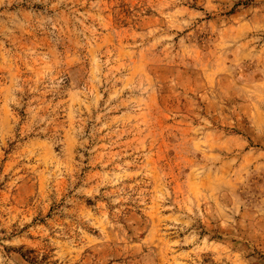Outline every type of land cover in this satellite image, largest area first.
<instances>
[{
	"label": "rangeland",
	"instance_id": "374dc122",
	"mask_svg": "<svg viewBox=\"0 0 264 264\" xmlns=\"http://www.w3.org/2000/svg\"><path fill=\"white\" fill-rule=\"evenodd\" d=\"M74 3L76 30L57 44L26 33L0 50V264H13L12 253L14 264H112L108 257L122 258L129 238L154 248L157 264H232L228 237L214 223L176 221L190 201L216 195L213 177L192 158L204 147L196 113L225 115L221 98L246 97L249 85L238 77L243 64L259 61L235 68L238 30L204 23L214 19L209 0ZM195 13L203 15L182 25ZM193 27L211 41L182 46ZM72 69L80 74L75 88L67 87ZM29 108L47 132L23 134ZM241 111L244 123L264 124V101ZM211 144L214 153L239 150L237 137ZM261 165L264 156L241 155L225 172L264 178ZM105 173L109 182L99 187Z\"/></svg>",
	"mask_w": 264,
	"mask_h": 264
},
{
	"label": "clouds",
	"instance_id": "9594fccd",
	"mask_svg": "<svg viewBox=\"0 0 264 264\" xmlns=\"http://www.w3.org/2000/svg\"><path fill=\"white\" fill-rule=\"evenodd\" d=\"M208 8L213 12L214 19L212 21L205 19L204 23L215 24L213 32L223 33L232 26L238 30V37L232 38L237 53V60L232 62L235 68H241L240 62L243 60L259 63L255 66L252 63L243 64L244 74L238 79L249 85V89H246L248 94L244 97L239 93L241 98L239 100L233 98L231 102L221 98L220 109L225 115H220V111L211 108L205 111L203 107L196 113V119L202 125L201 131L204 132V138L200 141L204 147L199 159L195 155L192 158L197 165L206 170L207 175L213 177L216 195L209 197L208 203L190 201L185 211L179 214L180 219L176 223L179 224L182 220L184 227L187 228L197 220L212 222L228 237L225 252L232 264H264V258L260 256V250H264V178H258L250 169L244 170L243 176L238 178L235 172L231 174L225 172L226 168L237 164L241 155H257V158L264 156V124H259L255 120L244 123L241 111L245 102L255 107L257 100L264 101V0H209ZM79 15L74 0H0V50L8 51L15 48L26 33L37 38L44 36L57 44L59 34L68 29L76 30ZM196 15L203 14H193V18L182 21V25L191 26ZM180 40L182 46L187 40L195 47L201 42H210L211 37L207 41H202V37L193 27L189 35L181 37ZM235 68L231 71L234 72ZM257 73L261 76L258 81L254 79ZM64 79L62 77L59 83H63ZM79 79L80 74L72 69L67 76V87L75 88ZM15 90L21 91L19 88ZM11 103H14L18 110H23L22 99L13 98ZM29 114L30 118L24 126V135L29 131L36 135L48 131L47 128L33 125L34 113L31 108ZM218 116L220 120L227 119L231 127L221 128ZM14 118L16 124L24 119L18 114ZM220 135L226 138L237 137L239 150L214 153L211 140L212 137ZM87 142V139H84L81 147ZM79 155L84 159L83 151ZM108 182L105 173L99 187ZM96 191L98 192V189ZM201 204H204V207H201ZM57 211H60V206H57ZM196 228H199V224H196ZM82 235L88 234L84 232ZM123 247L122 258L108 257L112 264H157V252L148 244H137L129 238ZM11 255L14 264L18 253Z\"/></svg>",
	"mask_w": 264,
	"mask_h": 264
}]
</instances>
